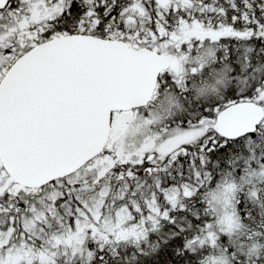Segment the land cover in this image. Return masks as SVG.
<instances>
[{"label": "snow or ice", "instance_id": "snow-or-ice-1", "mask_svg": "<svg viewBox=\"0 0 264 264\" xmlns=\"http://www.w3.org/2000/svg\"><path fill=\"white\" fill-rule=\"evenodd\" d=\"M0 264H264V0H0Z\"/></svg>", "mask_w": 264, "mask_h": 264}]
</instances>
